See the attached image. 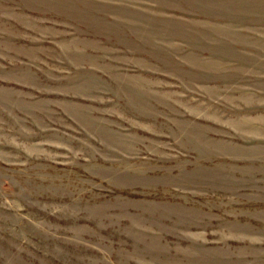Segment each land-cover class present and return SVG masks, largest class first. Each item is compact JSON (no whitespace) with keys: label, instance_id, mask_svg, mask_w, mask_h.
I'll return each mask as SVG.
<instances>
[{"label":"rangeland","instance_id":"obj_1","mask_svg":"<svg viewBox=\"0 0 264 264\" xmlns=\"http://www.w3.org/2000/svg\"><path fill=\"white\" fill-rule=\"evenodd\" d=\"M0 264H264V0H0Z\"/></svg>","mask_w":264,"mask_h":264},{"label":"bare ground","instance_id":"obj_2","mask_svg":"<svg viewBox=\"0 0 264 264\" xmlns=\"http://www.w3.org/2000/svg\"><path fill=\"white\" fill-rule=\"evenodd\" d=\"M130 91V90H129ZM139 93V92H138ZM131 95V94H130ZM240 124V123H239Z\"/></svg>","mask_w":264,"mask_h":264}]
</instances>
